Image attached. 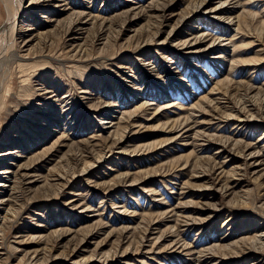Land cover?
Wrapping results in <instances>:
<instances>
[{"label":"rangeland","instance_id":"374dc122","mask_svg":"<svg viewBox=\"0 0 264 264\" xmlns=\"http://www.w3.org/2000/svg\"><path fill=\"white\" fill-rule=\"evenodd\" d=\"M28 1L0 161L32 175L13 176L0 264H264V0ZM129 124L118 150L144 147L112 153Z\"/></svg>","mask_w":264,"mask_h":264},{"label":"bare ground","instance_id":"6f19581e","mask_svg":"<svg viewBox=\"0 0 264 264\" xmlns=\"http://www.w3.org/2000/svg\"><path fill=\"white\" fill-rule=\"evenodd\" d=\"M6 1V5H7V26L6 28H4V30H2L3 33L0 34V60L1 59H12V58H16L18 56L14 55V50L12 48L11 42H13L15 37H19L22 38L24 36H22L21 34H18L17 31V22L22 19L23 20V14L27 13L29 9V7L23 6V1L24 0H5ZM58 0H36L34 2V0H29L28 3H36L39 5L40 9L43 8H48V11L50 10L49 7H57L59 6L57 4ZM202 5V3L200 4V6ZM57 9H62V8H57ZM131 9H126V12H129ZM45 11V10H43ZM53 11V10H52ZM131 12V11H130ZM55 13V12H54ZM53 18H50L48 21H53ZM78 23L75 22L73 23L74 26H76ZM27 29V28H26ZM29 41V39L24 40L23 43ZM14 44V43H13ZM214 44V43H213ZM185 45V44H184ZM183 45V46H184ZM51 92V91H49ZM66 97V96H65ZM144 103H147L144 101ZM111 104V103H110ZM112 106H114V104H111ZM69 107V106H68ZM103 113V112H102ZM111 121H109L110 123ZM125 122H128V118L127 119H118L117 120V124H124ZM100 123H108L106 121H101ZM112 124H109V126H111ZM108 125L101 127V130H105L107 129V127H109ZM142 129L141 126H135V125H131L129 124V127L125 130V132L119 136L122 137L118 140L115 141V148L116 151L112 152L115 154L119 155H124V156H129V157H135L137 156L136 153H138L144 146H136V145H132L131 149H126V150H118V147L120 144H122L123 141H125L126 139H135L137 140V137L141 134L139 133V130ZM222 142L224 144H226L228 142V140H222ZM224 144L219 143L220 147L224 146ZM233 145V147H235L236 143H231ZM230 145V144H229ZM224 148H230V147H224ZM244 148V146H243ZM249 151L246 154V151ZM243 149V153L244 156V162L248 163V160L252 162V158H256L254 156H256L255 152L250 151V147L246 146ZM232 154L234 155L233 157H237L234 154V151L232 148H230ZM10 152H8L7 150L5 151H0V160L3 158L5 160H10ZM109 153V154H112ZM260 159V157H258ZM107 157L102 156L101 158H99L96 162L97 163H101V162H105V164L107 163L106 161ZM129 159V158H128ZM231 158H228V156H225L224 158V164L229 162ZM248 159V160H247ZM4 160V161H5ZM4 161L1 162L4 165ZM134 162V161H132ZM261 162V159L259 162H255L256 165H258ZM250 163H248L249 165ZM94 167V164L90 165L88 167V170L91 171ZM17 173V174H16ZM252 173L255 175L257 173V167L255 166L252 170ZM14 175H19V179L20 181H22L21 184L26 183L29 179V175H32L30 173V171L28 170V168L22 169L20 167L16 168L15 170H12V167L10 166H3L2 168H0V191L3 193V196L0 198V221L1 219L5 218V206L7 204L8 201L11 200V194H12V187H13V176ZM10 182V186L8 185V189H3L4 186H6V183ZM3 189V190H2ZM86 211V210H85ZM257 230V229H256ZM261 230V229H259ZM257 230V231H259ZM254 234V236L258 239V241L261 243V245L264 247V231H259Z\"/></svg>","mask_w":264,"mask_h":264}]
</instances>
